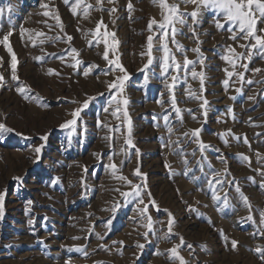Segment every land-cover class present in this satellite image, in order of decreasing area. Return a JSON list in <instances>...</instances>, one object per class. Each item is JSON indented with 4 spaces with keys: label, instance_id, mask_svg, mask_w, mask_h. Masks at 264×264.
Masks as SVG:
<instances>
[{
    "label": "rangeland",
    "instance_id": "1",
    "mask_svg": "<svg viewBox=\"0 0 264 264\" xmlns=\"http://www.w3.org/2000/svg\"><path fill=\"white\" fill-rule=\"evenodd\" d=\"M41 3L48 4V9L41 8ZM74 3L0 0V7L5 8L0 16V38L12 32L9 42L17 56L19 77L18 81L11 79V57L0 45V73L5 76L0 87V121L27 137L15 133L0 136V192L6 193L0 218V264H66L69 258L71 264H180L168 252L176 246L188 264H264L255 251L258 247L264 251L260 215L264 211V54L253 51L251 60H237L233 69L221 57L229 45L237 53H246L239 47L246 42L233 41L228 31L231 25L225 23L224 29H218L213 12L205 11L195 24L190 17H186L187 24H176L174 40L171 30L167 38L181 69L186 52L196 62L195 71L203 74V84L200 77H192V65L187 72L170 68L166 77L159 50L165 41L155 25L151 31L147 27L151 18H162L158 4L153 0H102L100 4L84 0L73 15L70 7ZM8 5H12L11 13ZM85 5H92L87 17ZM112 8L116 11L110 13ZM180 8L190 12L193 6L185 9L181 4ZM53 10L58 11L63 31ZM44 11L49 15L44 16ZM101 19L106 28L102 26L100 32L109 33L103 37L110 45L107 49L103 39L95 36ZM21 29L31 31L21 34ZM39 32L44 36L37 37ZM149 35L153 36L154 59L145 69ZM67 36L73 39L68 42ZM71 48L79 54L71 53ZM194 48L200 53L191 51ZM105 50L109 60H118L129 75L118 99L129 100L126 108L135 148L126 143L125 106L111 115L115 105L109 107L108 100L115 90L109 91L107 85L123 73L103 59ZM77 60L79 65L70 66ZM241 64H247L249 70ZM110 67L115 71L105 75ZM88 68L91 71L85 77ZM225 68L235 74L228 77ZM255 68L261 72L251 71ZM171 75L177 81L170 90ZM21 86L30 89L27 99L17 91ZM86 97L96 99L81 113L75 132L61 128ZM205 99L208 104L201 108ZM106 107L108 112H104ZM195 128L202 129L200 139L211 145L203 154L197 142L184 136ZM46 133L45 143L40 136ZM41 143L45 147L40 161L35 162L32 149ZM113 162L115 171L109 167ZM137 168L146 179L135 175ZM214 172H220L217 179L223 181H213L219 201L207 184ZM120 176L142 185L145 204L154 199L159 206L157 210L148 204L152 230L147 239L143 236L148 231L144 226L147 219L140 215L137 199L121 195L131 191V186ZM241 194L248 198L250 208ZM173 218V230L168 233ZM232 240L238 241L235 249ZM138 243L144 245L142 250L136 247ZM77 247L82 251H76Z\"/></svg>",
    "mask_w": 264,
    "mask_h": 264
},
{
    "label": "snow or ice",
    "instance_id": "2",
    "mask_svg": "<svg viewBox=\"0 0 264 264\" xmlns=\"http://www.w3.org/2000/svg\"><path fill=\"white\" fill-rule=\"evenodd\" d=\"M101 2H102V0H97V4H100ZM108 2L112 3L113 0H108ZM63 3L65 5H69V0H63ZM153 3L158 4L159 8L161 9V17L162 18L159 21L155 17L151 18L147 27L151 31L153 29V26L155 25L157 27V29L159 30V35L165 41L164 43L161 44L159 50L163 52V56L161 58V60H162L161 68L163 69V74L166 77L168 76L170 68L173 70H183V71L187 72L189 66L192 65L193 66L192 71H191L192 77L193 78L200 77L201 84H203V74L197 73L195 71V63L196 62L189 60L187 58L186 52H183L184 61H183V69H181V64L179 62H176L174 54L170 53V49H169L168 44H167V38L169 37V34H170L169 30H171V35H172L173 40H174L175 33L177 31L176 24H187L188 20L186 19V17H190L192 20V23L195 24V23H197L198 16L203 15V13L205 11L213 12V14L215 16L214 23L218 29H224L225 23H229L231 25V27L228 28V31L231 33L230 38L233 41H237V39L239 38L240 40H243L246 42L243 44H239V47L245 48L247 50L246 53H237L236 49L234 47H232L231 45H229L226 48L227 54H224L221 57L224 61H227L229 64H231L233 69H235V67H236V61L237 60H240V59L251 60V56H252L253 51H256L258 54H264V0H179V3H177L176 0H173L172 3H169L168 0H153ZM83 4H84V0H75V3L72 4L70 7V11L73 13V15L77 14V9ZM181 4H183L185 6V9L187 8L188 5H192L193 6L192 11H190V12L182 11L180 8ZM40 7L43 9H48L49 6L46 3H41ZM90 7H92V5H85V9H84V16L85 17H87V15H88L87 9ZM128 8L129 9L132 8V4L130 2L128 4ZM12 10H13L12 5H8L7 6V12L11 13ZM109 11H110V13L115 12L116 9L112 8V9H109ZM4 12H5V8L0 7V16H2L4 14ZM43 15L48 16L49 11H44ZM52 16L58 22L61 31H63L64 26H63V23L61 22L60 16L58 15V11L53 10ZM102 26L106 28V25H103V22L101 19V21L97 23V27L95 30V36L100 38V39H103L104 36L109 35V33H107V32H105L103 34L100 32V28ZM30 31L31 30H29V29H21V34H23L24 32H30ZM192 31L195 34L194 28L192 29ZM11 35H12V32H8L7 34H4L2 36V38H0V45H3L5 47V49L10 54V57H11V60H10V69H11L10 76H11V79L18 81L19 77L17 75V56H16L15 52L13 51V48L9 42V37ZM110 35L113 37V39H115L114 33H111ZM36 36L37 37L44 36V33H42V32L36 33ZM29 39H32V37L30 36ZM72 39L73 38L71 36H67L68 42H70ZM147 40H148V53L147 54L149 56V59H148L147 64L144 65L145 69L148 68L149 65H151L153 63V59H154V57L152 56L153 36L149 35ZM39 42L41 44L44 43L43 40H40ZM98 42H99V40H98ZM103 43L105 44L106 49H107V47H110L107 39H103ZM33 45H35V40H33ZM178 48H180L183 51L182 45H178ZM191 51L196 52V53H200L199 48H194ZM71 53H76L77 55L79 54L77 52V49H75V48H71ZM142 55H143V53H142ZM201 57H202V54H201ZM37 59H42V58H37ZM61 59H63V57H61ZM103 59L108 61L109 65L115 64L116 68H118L120 70V72L123 73V75L116 76L107 85L109 91L115 90V94H113L111 96V99L108 100V105H109V107H112L113 105H115V109L111 113V115H116V113L121 110V105L125 106L124 107V116L127 118L128 135H129V139L126 141V143L128 145H130L131 147L135 148V145L132 143V140H131L132 120H131V117L128 115L127 108H126V106L129 103V100L127 98L118 99V97H120L124 91L125 81L129 79V75L127 73V70L123 68V66L119 63L118 60H115V61L109 60V54H108L107 50H105L103 53ZM2 61H3V58L0 57V63H2ZM170 61H171V63H170ZM80 63H81V61L77 60L76 64L70 65V66L75 68ZM199 63L203 64V58H201L199 60ZM93 67H98V66L93 65ZM240 67L245 69L246 71L249 70L247 64H241ZM90 71H91V68L86 69L83 73L84 76L87 77L89 75ZM112 71H115V69L110 67L109 71L106 72L105 75H108ZM142 71H143V69H142ZM224 71L227 73L228 77H232L235 74L234 71H229L227 68H225ZM251 71L259 73V72H261V69L255 68V69H252ZM49 72L54 73L55 70L49 69ZM57 75H59V74L57 73ZM238 75H239L240 80H243V73H239ZM147 79H148L147 76H145V82L146 83H147ZM171 81L173 83L168 85L170 90L174 86L175 82L177 81V76L171 75ZM247 82L252 83V81H250V80ZM4 83H5V76L3 73H0V87H3ZM223 83L225 84V86H227L228 80L227 79L224 80ZM17 91L27 99L28 98V92L30 91V89L26 90L25 87L21 86V87L17 88ZM238 91H239V89H238ZM100 95H103V93H101ZM95 99H96V97H86V99H84L82 102H80V107H77L76 109H74L70 113V115L72 116V119L66 120L63 124L60 125V127L65 128V129L70 128L72 130V132H75V130H76L75 126L77 125L78 120L82 119L81 113L85 109H87L89 107L90 103ZM160 102H161V104H163V98H161ZM73 103H77V102L73 101ZM171 103L173 106H175L176 101H175L174 96L172 98ZM207 104H208V101L205 99L200 107L205 108V106ZM109 107L104 108V112H108ZM188 111L191 112L192 110L189 109ZM229 111H231V109H229ZM176 112H177V114H179L180 109L176 108ZM203 115L205 117L207 116V110L206 109L203 112ZM195 118L196 117L193 116V119H195ZM163 119L165 120V122H167L168 116L165 115L163 117ZM201 131H202L201 128L191 129L189 131H186L184 133V136L190 137L193 139L194 142H197L199 144V151L201 152V154H203L205 151V148L211 147V145H205L204 142L200 139ZM228 131L231 132L230 129ZM169 132H172L171 127H169ZM11 133H15V135H17V136L24 137L23 133L17 132L15 129L7 126V124L5 122L0 121V136H3L4 134H11ZM24 138H27V137H24ZM40 140L46 143L48 140V134L46 133V134L40 136ZM245 142H247V141H245ZM45 143H41L39 146H36L32 149V151L35 153V157H34L35 162L40 161L41 156H42V149L45 147ZM136 151H137V154H139V149H137ZM193 155H195V151L193 152ZM244 159H247V157H244ZM109 167L112 168L114 171L117 168V166L115 165L114 162L110 163ZM166 167L171 168V166L167 165V164H166ZM225 171H227V170H225ZM185 174H187V173H185ZM135 175H137V176L144 175L145 179H146V174H141L139 168H137L135 170ZM262 175H264V173H262ZM220 176H221L220 172H214L213 176L207 180L208 186L210 188H212L213 198L216 199L217 201H219L221 199V197L216 193L215 188L213 186V181L215 180L216 184L223 183L222 180L217 179V177H220ZM14 179L22 182V179L20 177H15ZM119 179L126 180L128 185L131 186V191L122 192L121 195H123L125 198L131 197L133 199H137L138 200L137 207L139 208V213L141 216H144L147 219V223L144 226L148 229V231L143 233V236L145 237V239H147L149 231L152 230V218H151V215L148 214V204L154 205L157 210H159V206L156 205V202L154 199H150L148 201V204H145V201H144L143 195H142L143 188H142L141 184H133V182L131 180H127V178L123 177V176H120ZM193 179H196V178L193 177ZM252 179H254V178H252ZM261 187H264V183L261 184ZM236 191L237 192L240 191L239 187L236 188ZM5 194L6 193L0 192V218H3V216H4ZM147 195L150 196L151 194L147 193ZM241 195H242L245 203L250 208L251 205L248 204V198L246 196H243V194H241ZM223 202L225 205H227V203H228L226 198L224 199ZM29 204H31V202H29ZM140 205H144V207L141 208ZM113 211H115V209H113ZM165 211H167V210H165ZM168 215L171 217V213H168ZM260 215H261L262 222H264V211H262L260 213ZM251 218H252L251 216L248 217V219H251ZM173 222H174V218L170 219L168 222V233H172ZM28 223L32 224L33 220L30 219L28 221ZM108 223L111 224V220H109ZM261 235H264V231L261 232ZM166 236H167V234H166ZM74 239H78V237H74ZM225 239H227V237H225ZM180 240H181V244H183V237H181ZM113 243H116V242H113ZM120 243H123V242L121 241ZM237 245H238V241H236V240L231 241V247L233 249H235L237 247ZM136 247H138L139 249L142 250L144 248V245L138 243L136 245ZM178 247L179 246L173 247V248L169 249L168 252L171 254V256L173 258L178 259L180 264H188V262L185 261L184 257L181 256L179 254V252L177 251ZM188 247L191 248L192 246L188 245ZM76 251H82V249L77 247ZM255 251L257 253H259L260 258L262 260H264V251H262L259 247L256 248ZM157 254H160V253L157 252ZM66 264H71L70 258L68 261H66Z\"/></svg>",
    "mask_w": 264,
    "mask_h": 264
}]
</instances>
